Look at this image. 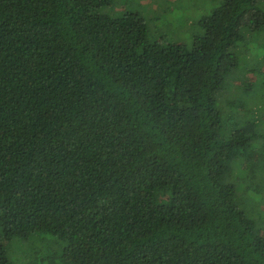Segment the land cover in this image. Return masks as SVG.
<instances>
[{
  "label": "trees",
  "instance_id": "obj_1",
  "mask_svg": "<svg viewBox=\"0 0 264 264\" xmlns=\"http://www.w3.org/2000/svg\"><path fill=\"white\" fill-rule=\"evenodd\" d=\"M111 1L0 0V264L35 233L73 264H264L262 85L225 89L264 5L223 0L188 48Z\"/></svg>",
  "mask_w": 264,
  "mask_h": 264
},
{
  "label": "rangeland",
  "instance_id": "obj_2",
  "mask_svg": "<svg viewBox=\"0 0 264 264\" xmlns=\"http://www.w3.org/2000/svg\"><path fill=\"white\" fill-rule=\"evenodd\" d=\"M260 1L264 5V0ZM222 2L223 0H112L103 12L117 23H126L129 14H137L144 19L148 41L190 48L193 38L202 34L199 28L202 18L221 6ZM249 36L256 39L246 38L237 49L239 68L232 73L233 76H230L225 85L229 99L238 97L244 87L253 86L257 80V84L262 85L261 94L264 95V76L258 79L264 71V60L259 56L263 53V41L255 34ZM254 92L257 100L264 102L260 92L252 90L250 93ZM238 105V108L242 107L240 101ZM257 207L262 208L260 204ZM1 245L13 264H48L51 255H57L56 264H73L60 258L64 245L47 233H35L27 240H1Z\"/></svg>",
  "mask_w": 264,
  "mask_h": 264
}]
</instances>
